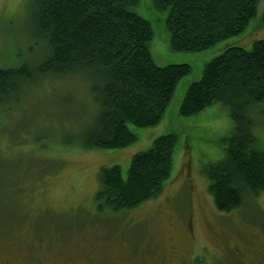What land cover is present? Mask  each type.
Masks as SVG:
<instances>
[{"label":"rangeland","instance_id":"1","mask_svg":"<svg viewBox=\"0 0 264 264\" xmlns=\"http://www.w3.org/2000/svg\"><path fill=\"white\" fill-rule=\"evenodd\" d=\"M32 7L33 0H0V68L33 70L44 60ZM135 12L153 28L155 63L189 64L190 74L179 82L163 121L131 126L138 140L124 149L80 146L95 104L79 76L39 78L1 101L0 264H264V192L221 212L202 171L223 158V139L234 126L228 110L214 104L195 116L179 114L187 86L201 79L212 52L226 44L250 49L264 40V0L244 34L202 53L171 51L168 13L157 12L151 0H140ZM254 133L264 142L259 113ZM165 134L178 140L163 192L125 214L98 212L101 168L118 164L126 171L135 154Z\"/></svg>","mask_w":264,"mask_h":264},{"label":"trees","instance_id":"2","mask_svg":"<svg viewBox=\"0 0 264 264\" xmlns=\"http://www.w3.org/2000/svg\"><path fill=\"white\" fill-rule=\"evenodd\" d=\"M140 0H33L34 30L44 42L45 58L0 68V102L39 78L80 77L90 89L94 110L82 131L88 150L124 149L138 140L131 126L159 125L189 64L158 66L150 44L151 23L135 12ZM167 12L172 52L202 53L245 33L260 0H151ZM264 25V13L262 15ZM200 80L187 86L179 114L195 116L220 104L233 120L224 137L223 158L202 167L209 192L221 212L239 209L245 197L264 192V142L254 133L255 115H264V40L250 49L226 44L214 51ZM92 100V101H91ZM176 134L153 140L135 154L126 171L102 167L95 195L98 212L125 214L157 198L171 178Z\"/></svg>","mask_w":264,"mask_h":264},{"label":"flooded vegetation","instance_id":"3","mask_svg":"<svg viewBox=\"0 0 264 264\" xmlns=\"http://www.w3.org/2000/svg\"><path fill=\"white\" fill-rule=\"evenodd\" d=\"M235 256L238 257V258L240 259V258H241V253H239V251H237V252L235 253Z\"/></svg>","mask_w":264,"mask_h":264}]
</instances>
